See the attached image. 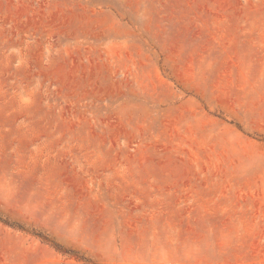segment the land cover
<instances>
[{
	"label": "rangeland",
	"instance_id": "obj_1",
	"mask_svg": "<svg viewBox=\"0 0 264 264\" xmlns=\"http://www.w3.org/2000/svg\"><path fill=\"white\" fill-rule=\"evenodd\" d=\"M0 264H264V0H0Z\"/></svg>",
	"mask_w": 264,
	"mask_h": 264
}]
</instances>
